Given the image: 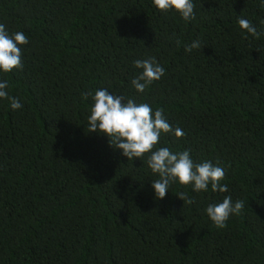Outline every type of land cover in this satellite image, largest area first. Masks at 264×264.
Masks as SVG:
<instances>
[{
  "label": "trees",
  "instance_id": "obj_1",
  "mask_svg": "<svg viewBox=\"0 0 264 264\" xmlns=\"http://www.w3.org/2000/svg\"><path fill=\"white\" fill-rule=\"evenodd\" d=\"M192 2L185 21L153 0H0V23L29 38L23 70L0 71L23 105L0 98V264H264V35L238 23L264 33V6ZM150 57L165 75L138 93L134 61ZM102 88L162 108L186 135L154 150L219 161L228 191L177 181L156 199L147 154L128 160L88 132L82 93ZM229 195L244 208L217 228L206 208Z\"/></svg>",
  "mask_w": 264,
  "mask_h": 264
},
{
  "label": "clouds",
  "instance_id": "obj_2",
  "mask_svg": "<svg viewBox=\"0 0 264 264\" xmlns=\"http://www.w3.org/2000/svg\"><path fill=\"white\" fill-rule=\"evenodd\" d=\"M154 5L164 13L175 10L185 21L195 20V5L192 0H153ZM264 6V0H262ZM239 26L257 39L264 35L257 31L256 27L248 19L239 18ZM247 38V37H245ZM29 43V38L23 32L9 34L6 26L0 23V71L10 73L13 70L22 71V47ZM179 41L177 44L179 45ZM201 42L193 41L185 46V52L199 49ZM134 66L142 71L132 79L131 84L138 93H145L146 89L154 82L159 81L165 75V69L157 62L155 57L137 59ZM8 81H0V98L10 102L12 110L23 107L18 97L9 96L7 91ZM84 99L92 96L94 104L91 114L87 117L88 132L106 134L109 143L114 149H121L122 155L128 160L139 158L143 160L147 154V164L159 179L152 181L155 190V198L166 197L171 184L179 182L183 186H192L194 191H207L209 185L212 191L227 192L228 185L221 181L226 178V168L219 166L217 161L211 160L194 162L190 149L173 152L168 147H160L154 150L160 142L162 134H174L181 138L186 133L179 127L173 128L164 115V110L153 108L148 103H137L134 98H126L124 95L111 94L109 89L102 88L91 92L82 93ZM227 167H231L229 164ZM184 204H192L194 200L185 192L177 194ZM244 208V202H233L232 197L225 196L222 202L209 204L206 208L207 215L217 228L227 227V221L231 215H240Z\"/></svg>",
  "mask_w": 264,
  "mask_h": 264
}]
</instances>
